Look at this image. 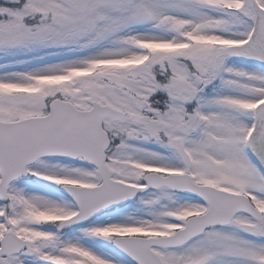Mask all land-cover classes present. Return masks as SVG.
<instances>
[{
	"label": "snow or ice",
	"instance_id": "snow-or-ice-1",
	"mask_svg": "<svg viewBox=\"0 0 264 264\" xmlns=\"http://www.w3.org/2000/svg\"><path fill=\"white\" fill-rule=\"evenodd\" d=\"M0 264H264V0H0Z\"/></svg>",
	"mask_w": 264,
	"mask_h": 264
}]
</instances>
